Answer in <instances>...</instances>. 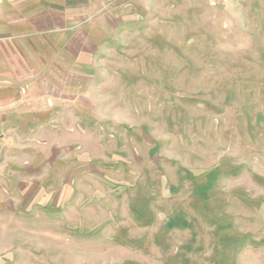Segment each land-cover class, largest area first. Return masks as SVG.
Segmentation results:
<instances>
[{"label":"rangeland","instance_id":"1","mask_svg":"<svg viewBox=\"0 0 264 264\" xmlns=\"http://www.w3.org/2000/svg\"><path fill=\"white\" fill-rule=\"evenodd\" d=\"M60 1L0 264H264V0Z\"/></svg>","mask_w":264,"mask_h":264},{"label":"crops","instance_id":"2","mask_svg":"<svg viewBox=\"0 0 264 264\" xmlns=\"http://www.w3.org/2000/svg\"><path fill=\"white\" fill-rule=\"evenodd\" d=\"M56 1L0 0V143L7 145L4 138L16 134L9 121L34 118L38 94L32 93L33 85L44 87L47 78L40 77L43 66L50 72L54 65L50 61L59 48L57 39L68 38V34L55 33L52 16L58 12ZM64 12L65 8L58 13ZM25 93L31 96H23Z\"/></svg>","mask_w":264,"mask_h":264},{"label":"built area","instance_id":"3","mask_svg":"<svg viewBox=\"0 0 264 264\" xmlns=\"http://www.w3.org/2000/svg\"><path fill=\"white\" fill-rule=\"evenodd\" d=\"M22 91H24V89L22 88Z\"/></svg>","mask_w":264,"mask_h":264}]
</instances>
